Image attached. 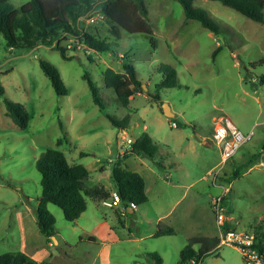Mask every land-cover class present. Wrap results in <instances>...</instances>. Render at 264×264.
<instances>
[{
	"label": "rangeland",
	"instance_id": "1",
	"mask_svg": "<svg viewBox=\"0 0 264 264\" xmlns=\"http://www.w3.org/2000/svg\"><path fill=\"white\" fill-rule=\"evenodd\" d=\"M29 1L11 4L19 8ZM145 1L157 49L145 35L124 30L115 41L103 21L85 23V28L108 38L110 51L99 54L67 38L63 45H71V60L45 46L8 48L0 33V82L7 98L23 104L30 115L29 126L21 129L0 97V254L20 251L49 264H158L147 254L152 251L161 264H178L188 239L221 235L212 200L223 194V186L228 189L224 203L230 231H250L257 222L264 227V24L218 1H195L219 25L215 33L187 20L176 0ZM126 56L144 90L123 107L115 103L113 89L104 86L103 71H124ZM40 60L60 71L68 95L55 93ZM161 64L176 68L181 87L159 89L160 101H155L149 95L162 80ZM85 73L97 84L108 113L118 119L130 115V135L146 132L158 143L154 159L122 162L126 157L120 156L119 129L95 104ZM165 103L173 118L160 110ZM223 116L253 137L220 168L221 146L213 131ZM48 148L60 149L70 163L83 164L90 172L82 181L87 210L78 220L67 221L61 208L48 204L56 219L54 239L41 233L36 218L42 192L36 163ZM118 161L148 182L150 201L133 211L123 204H102L117 191L112 170ZM158 215H165L163 223L174 235L152 237ZM200 264L247 263L238 246L228 243Z\"/></svg>",
	"mask_w": 264,
	"mask_h": 264
},
{
	"label": "trees",
	"instance_id": "2",
	"mask_svg": "<svg viewBox=\"0 0 264 264\" xmlns=\"http://www.w3.org/2000/svg\"><path fill=\"white\" fill-rule=\"evenodd\" d=\"M12 0H0V33L3 35L8 48L33 50L38 46H45L58 50L65 60L74 59V55L68 54V47L63 45L64 40L72 38L75 42L83 44L89 50L97 53L110 51L111 43L101 35L89 32L85 28L83 18L92 16L98 12L105 16L109 24V33L117 41L122 30L130 35H145L152 47L158 48V39L153 30L149 18V8L145 0H31L17 8L11 4ZM184 9L187 20H197L202 27L211 32L218 33L219 25L209 16V13L201 7H195L197 0H176ZM228 6L244 16L264 24V0H212ZM218 47L213 58L219 52ZM88 55L89 60H93ZM260 62L264 63V59ZM40 67L48 77L58 96L68 95V89L62 79L60 71L51 63L40 60ZM123 72L106 68L103 71L104 86L115 92V103L128 107L131 99L144 89L141 80L137 76L136 68L127 58H124ZM162 74V80L157 85V91L150 92V97L160 101L159 89L180 88L178 73L170 64H161L158 67ZM88 82L93 100L102 114L120 130H128L130 115L118 119L106 110L105 102L99 94L97 84L88 73L84 74ZM264 80V79H263ZM0 97L4 99L7 115L21 129L29 126L30 115L26 107L7 98L5 89L0 82ZM160 110L163 112L162 107ZM62 128V123L60 122ZM62 144V139L57 145ZM159 151V145L151 135L144 132L135 139L124 156L149 157L154 159ZM85 156V153H81ZM36 167L41 174L42 192L38 198L36 210L37 224L41 233L46 238L55 236L54 215L49 211L48 204H54L62 209L64 217L69 222H75L87 210L85 189L82 181L90 176V172L83 164H72L63 151L57 148L46 149L37 160ZM117 192L122 204L127 208L141 206L148 202L146 183L138 172L128 170L118 161L112 170ZM237 176L236 174L234 175ZM230 211L227 208V213ZM254 223L252 232L255 236L254 247L261 256H264V227ZM224 230L230 229L227 223ZM175 230L160 222L154 237L172 236ZM89 240L96 241L93 236ZM220 237H192L182 249L178 264H200L202 258L220 248ZM148 256L158 264L162 258L156 252L148 251ZM0 264H49L39 262L24 252L11 251L0 254Z\"/></svg>",
	"mask_w": 264,
	"mask_h": 264
},
{
	"label": "built area",
	"instance_id": "3",
	"mask_svg": "<svg viewBox=\"0 0 264 264\" xmlns=\"http://www.w3.org/2000/svg\"><path fill=\"white\" fill-rule=\"evenodd\" d=\"M86 25H95L100 21L106 22L105 16L98 12L92 16H86L83 18ZM68 47H71L68 46ZM174 125V124H173ZM129 130H120L118 135V144L120 145L124 153L131 147L135 139L128 133ZM253 137V132L245 135L232 123L228 117H220L214 127L213 140L221 146L222 163L220 168L224 166L229 160H231L239 151V149L246 143H248ZM111 161V160H110ZM264 167V160L261 163ZM224 188V192L213 198V211L216 215V221L220 228V246L223 244H235L238 246L243 254V258L247 264H264V256L258 252L254 247L255 236L252 232H237L230 231V229L224 230L223 227L229 222V216L227 213V206L225 205V194L227 188ZM102 204L108 208H115L119 204H122L119 193L113 192L111 196L103 200ZM135 208L133 205H130ZM192 264L194 261L191 262Z\"/></svg>",
	"mask_w": 264,
	"mask_h": 264
},
{
	"label": "crops",
	"instance_id": "4",
	"mask_svg": "<svg viewBox=\"0 0 264 264\" xmlns=\"http://www.w3.org/2000/svg\"><path fill=\"white\" fill-rule=\"evenodd\" d=\"M121 72H123V71H121ZM139 94H141V93H139ZM144 129H146V126H144ZM131 136L134 138V139H136L135 137H134V135H132L131 134ZM121 153V152H120ZM120 156H123V154L121 153L120 154ZM139 158H141V157H139V156H132V155H130V156H127L126 158H124V160L122 161L123 163H125V162H130L131 161V163H133V161L135 162L136 160H138ZM139 162H142L141 161V159H140V161ZM132 167H134L133 165H132ZM88 169V168H87ZM89 170V169H88ZM89 178V177H88ZM144 179H145V183H146V190H147V193H148V195H149V187H148V182H147V180H146V178L144 177ZM220 183V182H219ZM217 186H220V185H217ZM150 201V198H149V196H148V202ZM126 207V206H125ZM136 208V207H135ZM126 209H129V208H127L126 207ZM120 212H121V210H119ZM133 211V210H132ZM165 219V215H158L157 217H156V223H157V225L160 223V222H162L163 223V220ZM166 224V223H165ZM228 224H230L229 222H228ZM167 225H169V224H167ZM156 233V232H155ZM154 233V234H155ZM154 234H152V237H154ZM94 237V236H93ZM189 240V239H188Z\"/></svg>",
	"mask_w": 264,
	"mask_h": 264
},
{
	"label": "water",
	"instance_id": "5",
	"mask_svg": "<svg viewBox=\"0 0 264 264\" xmlns=\"http://www.w3.org/2000/svg\"><path fill=\"white\" fill-rule=\"evenodd\" d=\"M162 109H163V113L167 117H169V118H173L174 117V113H172V111H171V109H170V107H169V105L167 103L163 104V108ZM129 209H131V211H132L133 207L130 206ZM53 239H54V237H53Z\"/></svg>",
	"mask_w": 264,
	"mask_h": 264
}]
</instances>
